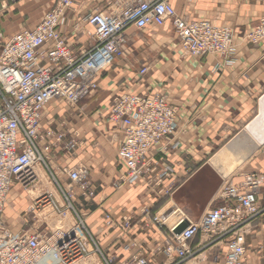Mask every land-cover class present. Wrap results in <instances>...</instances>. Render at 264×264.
Segmentation results:
<instances>
[{"label":"built area","instance_id":"obj_1","mask_svg":"<svg viewBox=\"0 0 264 264\" xmlns=\"http://www.w3.org/2000/svg\"><path fill=\"white\" fill-rule=\"evenodd\" d=\"M119 12L95 11L85 18L93 30V45L81 56H75L62 36L61 28L73 0H57L33 30H24L3 43L0 53V264H88L91 254L101 264H152L144 256L122 262L118 257H105L99 243L88 232L85 222L75 212L77 199L90 203L96 196L89 167H63L60 176L51 167L52 149L45 140L51 133H42L45 108L56 100L77 106L98 89L101 73L113 67L125 56L128 28L138 32L161 30L170 24L190 58L228 57L233 53L234 33L230 27L215 26L209 20H193L177 14L170 0H123ZM113 11V10H112ZM0 39H3L0 34ZM264 40V19L245 37L249 44ZM149 69L139 70L140 77ZM108 119L115 123L124 140L117 152L125 171L115 183L117 188L147 181L153 173L149 154L156 149L179 148L177 108L160 94L141 95L122 91L113 99ZM64 135L58 136L62 141ZM78 143L71 138L65 148L75 153ZM264 158V146H261ZM44 167L62 198L61 206L52 193L36 198L30 207L35 217L46 207L66 217L74 212L79 223L70 230L57 229L45 233L24 230L15 233L5 221V210L12 188L19 184L25 190L39 181L35 167ZM175 168L170 163L156 172L155 185L172 179ZM61 179L67 186L61 185ZM264 190V171L244 175L239 184L226 181L219 193V205L203 214L198 221L190 220L177 207L154 215L145 209L140 218L156 224L163 238L158 252L163 264H203L207 249L221 245L225 251L213 253L217 264H246L245 237L264 213L258 198ZM168 194V192H167ZM65 208V210H63ZM107 227H113L110 214H105ZM124 228H131L132 218H124ZM181 231L176 229L183 225ZM199 240V241H198ZM198 241V243H197ZM91 249H90V248Z\"/></svg>","mask_w":264,"mask_h":264},{"label":"crops","instance_id":"obj_2","mask_svg":"<svg viewBox=\"0 0 264 264\" xmlns=\"http://www.w3.org/2000/svg\"><path fill=\"white\" fill-rule=\"evenodd\" d=\"M56 2L0 0V34L3 37L0 53L3 43L11 37L35 29ZM122 2L73 0L61 32L75 56H81L93 45L85 34L86 29H91L85 18L95 11H112ZM170 3L177 14L190 21L209 20L215 26L230 27L234 33L233 53L223 58H190L170 24L161 30L146 32L128 28L125 56L117 60L107 74L102 76L106 71L100 74L99 89L85 98L86 102H80L68 118L64 116V104L58 101L50 103L42 117V133H51L45 140L52 145L50 163H55L58 169L77 165L89 167L96 196L90 203L77 199L76 207L87 217L93 232L103 231L99 235L103 247L121 263L140 255L146 256L152 264L166 262L163 253L158 252L163 238L157 225L146 218L140 219V210L136 209L139 197L149 195L153 205L163 202L162 208L172 203L169 210L177 207L190 220L198 221L220 204L218 179L223 183L227 179L239 184L244 175L264 171L263 156L242 165L245 160L239 170L235 168L237 174L229 173L228 176L217 169L213 158L205 159L212 148L222 146L242 129L245 134V127L258 113L259 99L264 95V40L249 44L245 37L264 19V0H170ZM143 67L149 71L140 77L138 72ZM122 91L166 96L178 110L179 132L175 140L179 148L166 151L167 145L173 142L168 141L164 148L152 151L148 158L152 170H156L146 175L147 181L117 188L115 183L125 171L117 157L124 135L108 119V114L113 99ZM59 135H64L62 141H58ZM71 138L78 143L74 154L65 148ZM167 162L175 168L174 177L155 185L156 172ZM40 173L50 180L44 167L40 168ZM53 197L58 200L55 195ZM34 201L21 185L12 188L5 221L15 233L37 230L38 214L33 217L29 210ZM258 202L264 208V190ZM9 210L11 214L7 216ZM106 213L111 215L113 227L106 226ZM125 217L132 218L129 229L124 228ZM248 231L246 264H264V213ZM225 250L223 245L207 249L200 258H206L203 264H217L211 255Z\"/></svg>","mask_w":264,"mask_h":264},{"label":"rangeland","instance_id":"obj_3","mask_svg":"<svg viewBox=\"0 0 264 264\" xmlns=\"http://www.w3.org/2000/svg\"><path fill=\"white\" fill-rule=\"evenodd\" d=\"M122 6H123V2L119 6L115 7L113 9V11H111V12H119L122 9ZM91 33H92L91 29H86V33L85 34L87 35V39L89 40V44H93V38L91 36ZM155 34H157V33H155ZM139 37L141 39H143L141 34H139ZM109 69H111V68H109ZM107 73H108V70L105 73H103L102 76L107 74ZM99 83H100V80L98 79V86H99ZM98 89H99V87H98ZM97 90H95L94 92H96ZM94 92H92L88 97H90ZM84 99L81 102H86V100H84ZM56 101L61 102V103L64 104V108L66 110V114L64 116H66L67 118L70 117V115L74 111L77 110V107L79 105L78 104L77 106H71V105H69L67 102H65L62 99L61 100H56ZM255 117H256V114H255ZM53 133L55 134V132H53ZM246 139L247 138L245 137V135L243 133V129H242L239 133L235 134V136L230 138L228 141H225L224 143H222L223 144L222 146L212 148L211 151H210V154L207 155L205 159L206 160H211L220 151L224 150L225 147L232 146V145H234L235 142L243 141V140H246ZM261 150H262L261 146L258 147V149L256 151H254V154L251 157H249L242 165H244L245 163L249 162L250 160L255 159L257 156H262ZM51 167L60 176V173H59L60 169H58L56 167L55 163H51ZM240 167L237 170H239ZM230 174L231 175L237 174L236 170H234L233 172H230ZM41 180H42V182L38 181L35 184H33V186L31 188L25 190V193L28 195L29 199L34 200L36 198L41 197V195H43L44 193H52L58 199L57 201L59 202V204L61 206H65L62 198L60 197L59 192L57 191L56 187L52 183L51 179L49 180V178L46 176V174H42V179ZM226 181H227V179H226ZM226 181L223 183L222 180H219V179L217 180L216 184H217V188L219 189V191H221L223 189V186L226 184ZM228 181H230V180H228ZM231 182H233V181H231ZM61 185L63 187H66L67 186V182L64 179H61ZM38 188H41V189L38 190ZM31 190L37 191V194H39V195H35V196L31 195L30 196V194H28V192L31 191ZM157 204L159 206L156 205L155 203L153 205L151 197L149 195H147V196H144L142 199L139 197V201L136 202V205H137L136 209H138V211L140 210L139 211L140 217H141L142 212L145 209H150L151 210V214L154 215V213L156 211H158V210H160L162 208L163 202H162V204H161V202L157 203ZM47 208L48 207H46L45 209H47ZM74 208H75V212L85 222L84 224H85V227L87 228L88 232H90V234L94 237V239L99 243V245L101 247V251L103 252L104 256L108 257V258L112 257L110 252H109V249H105L103 247L102 238H99V235H101L103 233V231L101 230L100 232H93L91 227L87 223V220H86L87 217H85L82 213H79V211H78V209L76 207V204H74ZM63 210H65V208H63ZM7 211H8V209H7ZM47 212H48V215L47 216H42V217L40 216L41 213H37L38 215H37V219L36 220H37L38 223L35 226L36 228H40V230L44 231L45 233H52L53 231H55L57 229L70 230V229L74 228L75 226H78L79 221H78L77 217L75 216L74 212H72V214L74 215V216H72L71 213L67 211V216L63 217L59 213L55 212L52 206H51V210L48 209L46 211V213ZM10 214H11L10 210H9V212H6L7 216L10 215ZM34 224L35 223H32L31 226H34ZM220 247L222 248V245ZM87 263L88 264H101V261H100V258L97 257V255H95L93 253V254H91L89 256V259H88Z\"/></svg>","mask_w":264,"mask_h":264},{"label":"bare ground","instance_id":"obj_4","mask_svg":"<svg viewBox=\"0 0 264 264\" xmlns=\"http://www.w3.org/2000/svg\"><path fill=\"white\" fill-rule=\"evenodd\" d=\"M259 100H260V103H259V107H260L259 114L260 115L258 116L256 115L257 117L253 119L254 121L250 122L247 128L245 127L244 135L247 139L243 141H237L234 143V145L225 147V149L220 151L212 160V162L215 164V166L217 167V169H219L220 172H222L223 174L227 173L226 176H228L230 172H233L235 168L241 166L242 162H244L249 157H251L254 154V151H256L258 147L261 146L260 142L264 141V95ZM41 167L43 166L37 165L35 167V172L37 173L39 177V182H42L41 181L42 175L40 173ZM40 189L41 188H38V190ZM30 194L32 196L39 195L37 194V191H33V190L30 191ZM170 204L171 205H169L164 211H168L174 205L172 203ZM48 209L51 210V206L41 211L40 216L41 217L47 216L48 212L46 213V211ZM183 225H180L176 229V231L180 230L183 227Z\"/></svg>","mask_w":264,"mask_h":264},{"label":"water","instance_id":"obj_5","mask_svg":"<svg viewBox=\"0 0 264 264\" xmlns=\"http://www.w3.org/2000/svg\"><path fill=\"white\" fill-rule=\"evenodd\" d=\"M259 103H260V102H259ZM259 110H260V107H259V109H258V113H257L258 115H260V114H259ZM258 115H257V116H258ZM257 116H256V117H257ZM256 117H255V118H256ZM255 118H254V119H255ZM252 121H254V120H252ZM252 121H251V122H252ZM249 124H250V123H249ZM249 124H248V125H249ZM248 125H247V126H248ZM247 126H246V128H247ZM255 139H256V137H255ZM260 143H261V146H264V141H263V142H260ZM184 226H185V225H183V227H182L180 230H178V231L183 230Z\"/></svg>","mask_w":264,"mask_h":264}]
</instances>
